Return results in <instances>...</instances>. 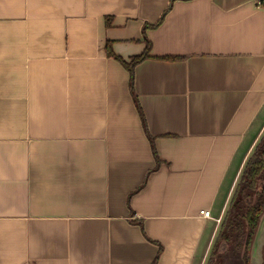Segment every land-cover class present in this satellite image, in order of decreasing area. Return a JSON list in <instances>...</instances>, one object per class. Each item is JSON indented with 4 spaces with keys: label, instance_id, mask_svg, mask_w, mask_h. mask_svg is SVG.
<instances>
[{
    "label": "crops",
    "instance_id": "crops-1",
    "mask_svg": "<svg viewBox=\"0 0 264 264\" xmlns=\"http://www.w3.org/2000/svg\"><path fill=\"white\" fill-rule=\"evenodd\" d=\"M263 133L264 0H0V264H208Z\"/></svg>",
    "mask_w": 264,
    "mask_h": 264
},
{
    "label": "trees",
    "instance_id": "trees-1",
    "mask_svg": "<svg viewBox=\"0 0 264 264\" xmlns=\"http://www.w3.org/2000/svg\"><path fill=\"white\" fill-rule=\"evenodd\" d=\"M151 43L141 55L125 63L131 73V85L134 81L136 64L149 56ZM110 57L117 56L110 46L107 47ZM123 61V60H122ZM124 62V61H123ZM264 213V133L253 152L247 159L240 177L235 185L227 210L221 220L208 264H218V256L225 255L239 264H250V252L260 218ZM226 249L221 251V245Z\"/></svg>",
    "mask_w": 264,
    "mask_h": 264
},
{
    "label": "water",
    "instance_id": "water-1",
    "mask_svg": "<svg viewBox=\"0 0 264 264\" xmlns=\"http://www.w3.org/2000/svg\"><path fill=\"white\" fill-rule=\"evenodd\" d=\"M264 213L260 218V222L252 242L250 252V264H264Z\"/></svg>",
    "mask_w": 264,
    "mask_h": 264
},
{
    "label": "rangeland",
    "instance_id": "rangeland-1",
    "mask_svg": "<svg viewBox=\"0 0 264 264\" xmlns=\"http://www.w3.org/2000/svg\"><path fill=\"white\" fill-rule=\"evenodd\" d=\"M221 251H224L226 249V245L222 244L221 245ZM263 253H264V248H263ZM225 255L220 254L218 258V264H239L237 260H233L229 257H224Z\"/></svg>",
    "mask_w": 264,
    "mask_h": 264
},
{
    "label": "built area",
    "instance_id": "built-area-1",
    "mask_svg": "<svg viewBox=\"0 0 264 264\" xmlns=\"http://www.w3.org/2000/svg\"><path fill=\"white\" fill-rule=\"evenodd\" d=\"M201 213L207 218H212V214L209 210H202ZM218 221H220V219H218Z\"/></svg>",
    "mask_w": 264,
    "mask_h": 264
}]
</instances>
